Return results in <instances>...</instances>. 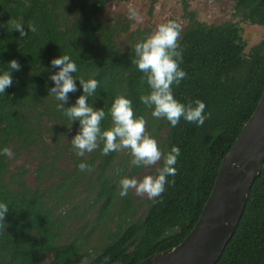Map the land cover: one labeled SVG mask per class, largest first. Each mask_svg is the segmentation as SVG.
<instances>
[{
	"label": "trees",
	"instance_id": "1",
	"mask_svg": "<svg viewBox=\"0 0 264 264\" xmlns=\"http://www.w3.org/2000/svg\"><path fill=\"white\" fill-rule=\"evenodd\" d=\"M111 1L117 0H0V70L11 60L21 66L19 72H12V86L0 94V148L36 146L45 121L71 139L77 134L79 122H69L57 110L59 101L48 95L54 86L50 76L58 71L50 61L67 54L77 63L78 71L73 74L77 79L98 81L88 102L94 109L104 108L102 129L111 126L113 100L126 96L134 115L145 119L146 133L163 151L173 145L180 148L176 175L168 177L165 191L136 220L138 208L130 194L119 195L118 187L130 168L132 174L144 168L133 166L130 155L122 157L118 166L119 152L101 155L102 144L83 157L75 153L71 174L48 187L45 183L53 176L57 157L37 170V185L31 187L24 180L27 171L12 173L9 156L0 155V200L9 205L4 224L0 223V264H43L48 256H53L50 264H81L90 256L88 264H140L179 246L197 225L224 158L264 94V40L246 54L247 43L237 24L207 25L189 13L190 24L178 40L179 66L187 76L172 91L181 103L202 100L211 116L200 127L183 118L176 127L163 118H153L139 99L150 89L132 63L133 46L151 33L129 34V25L104 20L102 12ZM235 16L264 28V0H236ZM15 23L25 27V37L13 30ZM32 25L35 32L28 31ZM123 34L129 35L124 49L118 47ZM76 85L65 108L83 94L78 80ZM82 161L92 171L79 170ZM83 180L93 200L83 201L80 207L86 209L81 216L95 213L97 225L105 231L116 213L120 218L116 231L104 233L108 238L98 250H86L89 236L70 239L64 229L67 222L82 219L79 206H74V190ZM217 264H264V166Z\"/></svg>",
	"mask_w": 264,
	"mask_h": 264
},
{
	"label": "clouds",
	"instance_id": "2",
	"mask_svg": "<svg viewBox=\"0 0 264 264\" xmlns=\"http://www.w3.org/2000/svg\"><path fill=\"white\" fill-rule=\"evenodd\" d=\"M130 18L140 20L135 9L129 8ZM20 23L13 24V30L18 31L21 38L28 33ZM28 31L35 32L34 25ZM180 26L175 21L159 24L156 29L140 42L133 46L134 56L132 63L138 71L143 73V79L150 91L139 97L140 102L151 110V116L156 119H165L171 127H176L181 118L197 127L203 126L211 113L205 112L206 104L199 99L187 104L174 98L172 88L178 86L186 78L187 73L180 68L182 52L179 49ZM52 67L58 71L50 76L53 87L48 89V95L53 96L59 103L57 110L69 122L78 121L79 131L71 139V146L76 155L83 157L91 153L102 144L101 155L107 156L111 152L128 150L130 163L137 167L147 168L162 161V166L155 168V175H144L143 179L136 177H122L118 182L119 195L126 197L129 190L137 195H146L150 201H155L165 191V185L170 183L168 177L176 175V162L180 156V148L173 145L169 151H163L158 141L145 131V119L135 116L132 101L124 95L117 96L109 109L111 126L102 129L101 121L105 118L104 108L94 109L89 104V97L96 93L98 81L96 79H77V63L67 54H61L50 61ZM20 64L11 60L3 70H0V94L13 84L12 72L20 71ZM79 81L83 94L75 104L65 108L68 94L75 92ZM70 130V126H69ZM0 155L11 156L9 148H0ZM81 171H92L86 162L77 165ZM9 211L7 202L0 200V223ZM4 224V223H3Z\"/></svg>",
	"mask_w": 264,
	"mask_h": 264
},
{
	"label": "rangeland",
	"instance_id": "3",
	"mask_svg": "<svg viewBox=\"0 0 264 264\" xmlns=\"http://www.w3.org/2000/svg\"><path fill=\"white\" fill-rule=\"evenodd\" d=\"M187 5V12L185 6ZM236 0H130L111 1L107 4L102 12L101 17L104 20H115L118 25H129L130 32L134 33L139 30H144L152 33L159 24L175 21L180 26V32H183L190 24L189 13H194L196 19L207 25H221L227 22L237 24L243 30V38L247 43L246 54L259 45L264 40V28L252 25L249 22L242 21L241 18L235 16ZM137 11L140 20L130 18L129 8ZM120 26V27H121ZM129 35H121L118 41V47L124 49L128 42ZM45 129L42 130L41 140L39 139L36 146L31 148L14 147L11 149L12 155L9 157L10 170L12 173H21L27 171L24 176L25 182L35 187L37 185V170L42 166H48L54 157H57L55 168L52 172V178L46 180L45 186H50L60 177L71 174L75 165L74 155L75 149L71 146V138L69 135L63 134L60 130L51 129V125L47 121L44 124ZM129 156L128 150L119 151V159L117 165H120L122 157ZM161 162V161H160ZM157 162L155 166L143 168L141 172L132 174V168L127 173L128 177H136L143 179L144 175H155V168L160 166ZM51 168H49V171ZM132 174V176H131ZM88 182L85 180L78 182L75 187L76 200L74 206H79L89 196ZM132 203L138 208L137 218L146 215L149 210L151 201L146 195H137L134 190H129ZM77 208L80 221L67 222L64 227L67 236L70 239L77 237L89 236V244L87 249L98 250L107 240L108 234L116 231L119 226V215L116 213L110 221L108 231H105L102 226L97 225V215L90 213L85 217V209ZM70 209V208H68ZM93 255V252H90ZM92 256H90L91 258ZM89 259H85L81 264H88ZM53 261V256H48L43 264H50Z\"/></svg>",
	"mask_w": 264,
	"mask_h": 264
},
{
	"label": "water",
	"instance_id": "4",
	"mask_svg": "<svg viewBox=\"0 0 264 264\" xmlns=\"http://www.w3.org/2000/svg\"><path fill=\"white\" fill-rule=\"evenodd\" d=\"M264 166V94L219 174L201 217L179 246L140 264H217L246 210L250 191Z\"/></svg>",
	"mask_w": 264,
	"mask_h": 264
}]
</instances>
